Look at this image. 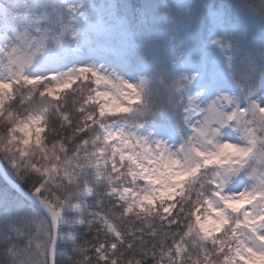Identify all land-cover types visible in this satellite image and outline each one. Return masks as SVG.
<instances>
[{"label":"snow or ice","instance_id":"snow-or-ice-1","mask_svg":"<svg viewBox=\"0 0 264 264\" xmlns=\"http://www.w3.org/2000/svg\"><path fill=\"white\" fill-rule=\"evenodd\" d=\"M0 181V264H264V0H0Z\"/></svg>","mask_w":264,"mask_h":264},{"label":"trees","instance_id":"trees-1","mask_svg":"<svg viewBox=\"0 0 264 264\" xmlns=\"http://www.w3.org/2000/svg\"><path fill=\"white\" fill-rule=\"evenodd\" d=\"M130 2H139V0H130ZM168 3H173V0H167ZM211 2L214 3H222V2H244V0H211ZM247 2H252V0H247ZM257 38H258V28H257ZM0 183H2V181H0ZM86 231V230H85ZM95 236V229H93V236L88 237V239H93V237ZM101 239H104V236H101ZM110 239V237H109Z\"/></svg>","mask_w":264,"mask_h":264}]
</instances>
